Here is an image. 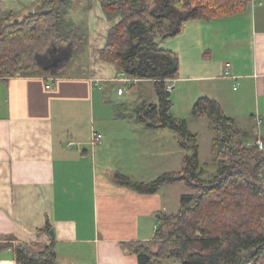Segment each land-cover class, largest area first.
Returning <instances> with one entry per match:
<instances>
[{"label":"crops","instance_id":"obj_1","mask_svg":"<svg viewBox=\"0 0 264 264\" xmlns=\"http://www.w3.org/2000/svg\"><path fill=\"white\" fill-rule=\"evenodd\" d=\"M35 1L0 0V7L26 11ZM91 3L81 12L89 33L87 74L0 77V241H23L33 251L54 241L59 264H138L122 242L154 239L157 215L175 214L182 195L195 191L177 181L140 192L116 179L121 173L152 181L180 170L185 154H177L178 131L117 115L118 105L134 103L108 96L123 81L99 50L118 18L109 20L100 0ZM156 40L179 56L180 70L167 80L175 116L200 96L213 97L251 140L264 141V0L231 15L194 17L177 35ZM134 82L142 100L155 87L150 78ZM94 132L103 139L93 141ZM0 264H19L12 247L0 251Z\"/></svg>","mask_w":264,"mask_h":264},{"label":"trees","instance_id":"obj_2","mask_svg":"<svg viewBox=\"0 0 264 264\" xmlns=\"http://www.w3.org/2000/svg\"><path fill=\"white\" fill-rule=\"evenodd\" d=\"M87 1L36 0L26 11L0 7V77L48 74L39 57L51 56L49 50L55 47L59 53L69 47L71 59L87 53L88 24L82 14L91 8L92 0ZM100 1L109 20L118 18L99 50L100 58L130 78L153 79L158 97V102L143 99L130 108L121 103L115 108L117 115H136L149 127H170L180 133L181 146L193 150L184 155L180 170L149 182L116 174L120 183L140 192L153 193L177 181L195 191L182 195L175 214L157 215L154 239L123 241L122 247L138 256V264H160L166 258L182 264H264V151L217 99L200 96L191 115L209 119L216 164L212 177H202L198 133L189 128L186 118L172 113L167 90L166 79L180 70L179 56L156 40L177 35L194 17L210 19L243 11L250 0ZM130 83V88L136 85ZM9 247L19 264H59L54 241L43 251H33L23 241H0V251Z\"/></svg>","mask_w":264,"mask_h":264},{"label":"rangeland","instance_id":"obj_3","mask_svg":"<svg viewBox=\"0 0 264 264\" xmlns=\"http://www.w3.org/2000/svg\"><path fill=\"white\" fill-rule=\"evenodd\" d=\"M64 53L62 56L66 55V51L67 48H63ZM43 58L45 57V61L47 62L48 60H50L51 56H42ZM89 72V65L86 63L85 58L82 56V58H75V59H71V56L69 59H66L64 62V66L61 69V74H87ZM119 86H122L125 88V94L123 96H119L118 93V89H115L113 92H109L108 96H111L113 99H116L117 101H123V102H132L134 104H136L137 102H139V99L141 97V95L138 96V93L140 92V94L143 93L141 91L140 88V84L136 85L133 88H130L129 85H131V83H126V82H122L118 84ZM145 98L147 101L149 102H158V97L156 96V89L154 86H148L145 91ZM140 101H142V99H140ZM191 110L188 111H184L183 113V117L179 116L180 118H186L188 120V126L189 128L198 133V143H199V158H200V163L204 169V172L202 174V177L208 179L210 177L213 176V174L216 172V164L214 162V155L212 153V140L214 138V131L210 128L209 126V119L207 118V116H202L200 118H194L191 115ZM264 127V126H263ZM263 127H259L262 132H263ZM166 129H168V131L172 130L169 127H165ZM258 133V132H257ZM165 140V139H164ZM174 145V142H173ZM176 150L178 151L177 154L181 156H183L184 154L187 153H192L193 150L189 149L185 150L181 145H178V148H176ZM262 150V149H261ZM174 153V150H173ZM170 260H166L163 261L162 264H169ZM175 264H182V262L180 260H178V262H174Z\"/></svg>","mask_w":264,"mask_h":264},{"label":"built area","instance_id":"obj_4","mask_svg":"<svg viewBox=\"0 0 264 264\" xmlns=\"http://www.w3.org/2000/svg\"><path fill=\"white\" fill-rule=\"evenodd\" d=\"M118 80L120 81H123V82H126V83H129V82H134L137 80V78H130L128 77L124 72H121L119 77H118ZM168 80V78L166 79V81ZM48 86H51V84H49ZM167 90L172 92L174 90V85L173 84H168L167 85ZM118 92L121 94V93H124L125 92V88L120 86L118 88ZM257 120V124L258 125H261L263 123V119L262 117L258 114L256 119ZM103 139V135L101 133H98V132H94V135H93V141H97V140H102ZM257 143L259 145V148L260 149H263L264 147V141L261 139V138H258L257 140ZM251 264V263H249Z\"/></svg>","mask_w":264,"mask_h":264},{"label":"water","instance_id":"obj_5","mask_svg":"<svg viewBox=\"0 0 264 264\" xmlns=\"http://www.w3.org/2000/svg\"><path fill=\"white\" fill-rule=\"evenodd\" d=\"M56 49H57V47H55L54 50H56ZM49 52H51V49L49 50ZM63 53H64V51H61L60 53L57 54L56 57H54V56L51 57L50 60L45 62V64L42 61H45L46 58L45 57L43 58L42 56H40L39 59H40V63L42 65L43 69L45 71H50V73H52V74L58 73V69L60 68V66L64 64L66 59L70 58L71 49L69 47L67 48L65 56H62ZM51 234L54 235V232L51 231Z\"/></svg>","mask_w":264,"mask_h":264},{"label":"flooded vegetation","instance_id":"obj_6","mask_svg":"<svg viewBox=\"0 0 264 264\" xmlns=\"http://www.w3.org/2000/svg\"><path fill=\"white\" fill-rule=\"evenodd\" d=\"M51 57H56L57 56V54L59 53V52H56L55 50L53 51V50H51Z\"/></svg>","mask_w":264,"mask_h":264}]
</instances>
